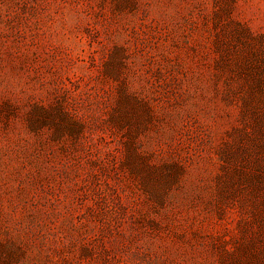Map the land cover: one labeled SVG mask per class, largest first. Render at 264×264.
Segmentation results:
<instances>
[{
    "label": "rangeland",
    "instance_id": "rangeland-1",
    "mask_svg": "<svg viewBox=\"0 0 264 264\" xmlns=\"http://www.w3.org/2000/svg\"><path fill=\"white\" fill-rule=\"evenodd\" d=\"M0 264H264V0H0Z\"/></svg>",
    "mask_w": 264,
    "mask_h": 264
}]
</instances>
